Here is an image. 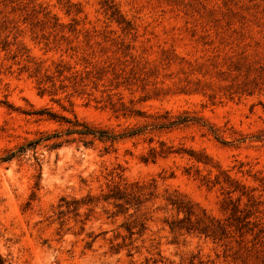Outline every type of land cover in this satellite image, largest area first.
I'll list each match as a JSON object with an SVG mask.
<instances>
[{"label": "rangeland", "instance_id": "rangeland-1", "mask_svg": "<svg viewBox=\"0 0 264 264\" xmlns=\"http://www.w3.org/2000/svg\"><path fill=\"white\" fill-rule=\"evenodd\" d=\"M62 116L117 138L3 160ZM263 181L264 0H0L6 264H264ZM135 184L140 207L107 197ZM177 198L228 233L172 231Z\"/></svg>", "mask_w": 264, "mask_h": 264}, {"label": "trees", "instance_id": "trees-1", "mask_svg": "<svg viewBox=\"0 0 264 264\" xmlns=\"http://www.w3.org/2000/svg\"><path fill=\"white\" fill-rule=\"evenodd\" d=\"M54 118H58L54 114H50ZM60 120L69 124L71 128L67 129L65 133H53L47 135L46 137L39 138L34 141H30L26 145L20 146L16 151L9 153L3 160L10 161L20 155H24L29 149H36L37 146L41 142H48V146L51 149L61 148L65 144H71L76 141H80L85 146L93 145L94 139H104L107 140H115L117 137L108 134L106 131L96 130L92 128L89 124L80 121L76 117L74 119H69L67 117H59ZM186 121L185 119H178L173 121L170 125L174 126L178 123H182ZM139 133V131L133 132L129 135H135ZM72 135H77L78 138L71 137ZM66 136V138H65ZM262 190L264 192V181L262 183ZM240 192V196L234 200L231 197L228 198V205L231 206L232 215L235 219H239V214H245L247 209L241 208V202L243 197L248 198L250 201L252 197L248 194L244 188H240L239 186L233 188L229 193ZM151 194V193H150ZM149 195L145 192V188L139 186L138 184L129 185L125 187L115 186L112 190V193L107 197L109 199H113L116 202V206L123 208V206H137L140 207L144 203L145 197ZM64 201V200H63ZM172 205L176 208L179 213H184L185 217L181 219H175L168 222V225L172 231L186 229L188 232H198L200 234H205L206 236L212 237L214 239H221V235H226L228 233V227H231V223L224 224L220 221H216L211 215L207 213L205 209H201L200 212L196 208L195 204H193L189 200H185L183 198H177L172 200ZM250 214L244 215L245 224H250L248 220ZM129 232L133 235L134 228H128ZM0 264H6V261L0 255ZM190 264H206L202 261L196 262L195 258L190 262Z\"/></svg>", "mask_w": 264, "mask_h": 264}]
</instances>
